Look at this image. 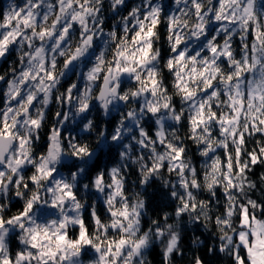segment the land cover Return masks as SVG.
Returning a JSON list of instances; mask_svg holds the SVG:
<instances>
[{
  "label": "snow or ice",
  "instance_id": "6c2138e0",
  "mask_svg": "<svg viewBox=\"0 0 264 264\" xmlns=\"http://www.w3.org/2000/svg\"><path fill=\"white\" fill-rule=\"evenodd\" d=\"M171 3L0 9V264H264V0Z\"/></svg>",
  "mask_w": 264,
  "mask_h": 264
},
{
  "label": "trees",
  "instance_id": "16d2710c",
  "mask_svg": "<svg viewBox=\"0 0 264 264\" xmlns=\"http://www.w3.org/2000/svg\"><path fill=\"white\" fill-rule=\"evenodd\" d=\"M21 0H16V3H20ZM161 3L164 4H168L170 5L169 7V11L171 10L172 7H174V4L171 3V0H160ZM9 3V0H0V9L6 8L7 5ZM132 3H139V0H129V6H131ZM109 24H111V20L109 19L108 21ZM234 46L238 49L239 48V37H236V40L234 42ZM11 59L9 58L8 62H5L3 60H0V72H3L11 63ZM55 108V106H54ZM75 125L73 123H69V127H74ZM251 146V145H250ZM264 171V166L262 167H258L255 169V173L257 176L260 175V173ZM159 183V182H157ZM162 188V185H161ZM261 193L259 191H257L255 193V197L254 198H260ZM13 203L15 204V199L13 198ZM19 205L17 204L16 207H13L11 209L12 212L16 211V208H18ZM170 210V209H168ZM215 230H206L202 227H198V226H192V225H188V231L184 236V239L182 241V245L185 249V258L183 260H176L174 262V264H187V260L193 256V255H201V256H205V252L207 247L212 246V245H219V239L218 236H213L212 232H214ZM193 235L195 236H199L201 238V240L203 241L202 245L197 249L196 246L192 245L191 241L193 238ZM17 241L13 240L11 242V247L13 249H15V247L17 246ZM192 249L191 251L189 249ZM160 252V248L159 246L157 247V249L149 256V260L151 261V264H161V258L159 255ZM220 258L214 259L212 261V264H228V260L227 257L224 254H219Z\"/></svg>",
  "mask_w": 264,
  "mask_h": 264
}]
</instances>
